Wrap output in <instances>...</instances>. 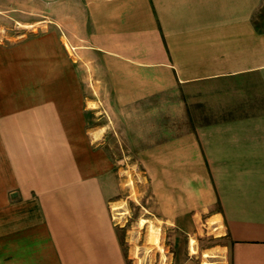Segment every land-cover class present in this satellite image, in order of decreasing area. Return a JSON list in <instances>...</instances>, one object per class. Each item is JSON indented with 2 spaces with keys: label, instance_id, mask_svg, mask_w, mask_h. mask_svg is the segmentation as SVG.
I'll return each mask as SVG.
<instances>
[{
  "label": "crops",
  "instance_id": "0c3cea01",
  "mask_svg": "<svg viewBox=\"0 0 264 264\" xmlns=\"http://www.w3.org/2000/svg\"><path fill=\"white\" fill-rule=\"evenodd\" d=\"M41 1L50 29L0 42V264H128L100 103L165 107L187 126L161 132L152 171L200 174L227 239L220 264H264L261 0Z\"/></svg>",
  "mask_w": 264,
  "mask_h": 264
},
{
  "label": "rangeland",
  "instance_id": "374dc122",
  "mask_svg": "<svg viewBox=\"0 0 264 264\" xmlns=\"http://www.w3.org/2000/svg\"><path fill=\"white\" fill-rule=\"evenodd\" d=\"M41 0H0V42L13 45L49 30L39 21ZM256 28L264 32V0L254 16ZM102 99V95L96 94ZM102 102V100H101ZM96 106V127L107 122L100 144L107 152L109 173L106 196L128 264H220L226 261L227 243L219 220L210 218L215 207L199 203V188L206 184L198 173L153 172L151 146L163 138L161 132L187 126L169 124L168 110L119 109L111 104ZM169 180V183H168ZM167 183L170 185L168 188ZM175 186V189L173 188ZM158 187V202L152 199ZM171 198L167 202V196ZM169 217V219H168Z\"/></svg>",
  "mask_w": 264,
  "mask_h": 264
}]
</instances>
